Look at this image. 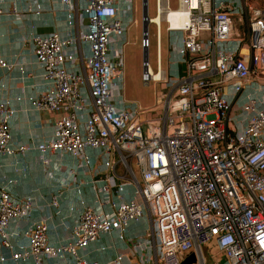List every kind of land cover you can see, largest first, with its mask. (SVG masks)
I'll return each instance as SVG.
<instances>
[{
	"label": "built area",
	"instance_id": "obj_1",
	"mask_svg": "<svg viewBox=\"0 0 264 264\" xmlns=\"http://www.w3.org/2000/svg\"><path fill=\"white\" fill-rule=\"evenodd\" d=\"M8 1L20 19V0ZM60 2L74 25L75 1ZM240 3L156 0V14L149 16L157 28L156 70L149 30L141 39L148 51L142 78L166 91L163 114L154 117L125 96L124 47L135 0H84L85 22L77 34H32L49 86L29 101L53 115V135L36 146L15 143V109L1 100L0 156L36 148L45 173L60 186L50 205L59 207L62 187L73 185L76 197L68 241L53 243L45 220L31 222L35 197L0 185V250H9L14 264H47L68 255L73 264H100L80 251L113 233L129 245L104 264H126L128 257L133 264H184L192 255L190 264H264V10L252 16L242 37L234 31ZM164 24L175 74L163 67ZM16 65L0 58V70ZM251 84L261 95L248 93L241 102ZM67 157L72 163L63 170L60 161ZM80 169L94 178L80 179ZM87 185L96 190L95 203L83 195ZM143 219L148 228L132 233ZM24 222L29 225L20 232L16 227ZM21 233L27 244L15 243ZM6 259L0 252V263Z\"/></svg>",
	"mask_w": 264,
	"mask_h": 264
},
{
	"label": "crops",
	"instance_id": "obj_2",
	"mask_svg": "<svg viewBox=\"0 0 264 264\" xmlns=\"http://www.w3.org/2000/svg\"><path fill=\"white\" fill-rule=\"evenodd\" d=\"M34 1V0H33ZM32 0L19 1V15L13 12L12 4L8 0H0V58H4L10 63H18L11 70H0V101L7 100L15 109V117L12 120L11 128L15 143H28L36 146L39 142L48 140L53 135L54 124L51 121L52 114L38 112L29 101L32 96L38 95L47 89L48 81L43 76V69L37 63L31 42L32 34H46L59 31L63 34L75 35L82 28L85 22L83 15L84 0H74L77 5V17L74 25H68L66 12L60 0H38L39 7ZM32 10H30V8ZM87 51V47L84 46ZM23 66L25 73L20 67ZM248 93H259L255 90V85H249L240 101H244ZM40 153L36 148L28 150L25 154L0 156V185L9 188L15 195L22 197L31 194L37 201L31 222L45 220L49 225V240L53 243L68 241V231L72 224V201L75 200L76 191L74 186L62 187L63 195L59 207L50 205L51 194L60 188L56 180L49 179L44 171L43 165L39 160ZM59 157L52 156L54 166ZM61 159H59L60 161ZM101 164L102 161L98 160ZM72 159L67 157L60 161L63 170L71 165ZM122 168L117 167V172ZM60 172V171H59ZM62 175H66L61 170ZM77 176L84 181H91L94 177L90 169H80ZM59 177V176H58ZM104 184L99 182L98 184ZM133 187H128V197L131 196ZM83 195L87 202H96V190L91 186H85ZM76 211L81 205L74 203ZM29 223H21L22 230ZM148 228L147 220L143 219L139 223L133 224L131 232L139 231L143 233ZM16 244H27V237L21 233L15 239ZM129 243L121 241L116 233L102 237L96 243L91 244L80 253L91 261L100 264L110 262L120 249L128 246ZM7 259L0 264H14L11 259V252L1 249ZM126 264H133L132 258L125 259ZM47 264H73L71 257L66 259H50Z\"/></svg>",
	"mask_w": 264,
	"mask_h": 264
},
{
	"label": "rangeland",
	"instance_id": "obj_3",
	"mask_svg": "<svg viewBox=\"0 0 264 264\" xmlns=\"http://www.w3.org/2000/svg\"><path fill=\"white\" fill-rule=\"evenodd\" d=\"M242 15L236 12L235 15V34L248 35L252 16L259 10H264V0H241ZM176 2L173 7H176ZM250 6L252 8H250ZM149 15L156 14V0H148ZM134 24L130 27L126 36L128 43L124 47L125 60V96L128 100L136 101L146 111L147 116L154 117L163 114V105L166 91L163 93V84L159 82H144L142 76L144 73V49L141 46V39L144 34L143 28V0H135L133 11ZM151 47L149 49L150 62L154 70L157 67V28L154 24H149ZM171 38L166 30L165 24L162 27V61L163 67L175 74V65L172 59V49L169 48ZM171 64L172 67H171ZM146 118V116H143ZM137 174L139 172L136 169ZM135 231L134 233H138Z\"/></svg>",
	"mask_w": 264,
	"mask_h": 264
},
{
	"label": "water",
	"instance_id": "obj_4",
	"mask_svg": "<svg viewBox=\"0 0 264 264\" xmlns=\"http://www.w3.org/2000/svg\"><path fill=\"white\" fill-rule=\"evenodd\" d=\"M149 9H148V0H143V28H144V34L146 35L148 32L149 27ZM148 59V51L144 50V61ZM144 72L146 73V69H144ZM193 261H195V256L192 255L190 258H188L186 261H184V264H190Z\"/></svg>",
	"mask_w": 264,
	"mask_h": 264
},
{
	"label": "bare ground",
	"instance_id": "obj_5",
	"mask_svg": "<svg viewBox=\"0 0 264 264\" xmlns=\"http://www.w3.org/2000/svg\"><path fill=\"white\" fill-rule=\"evenodd\" d=\"M153 18L155 19V21H159L161 19V17L160 18L153 17ZM161 54H162V49H161Z\"/></svg>",
	"mask_w": 264,
	"mask_h": 264
}]
</instances>
